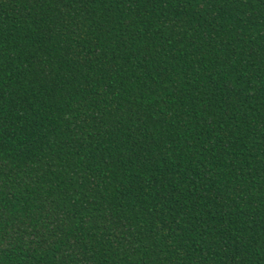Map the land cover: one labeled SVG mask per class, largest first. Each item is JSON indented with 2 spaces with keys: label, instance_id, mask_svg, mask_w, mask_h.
I'll use <instances>...</instances> for the list:
<instances>
[{
  "label": "trees",
  "instance_id": "trees-1",
  "mask_svg": "<svg viewBox=\"0 0 264 264\" xmlns=\"http://www.w3.org/2000/svg\"><path fill=\"white\" fill-rule=\"evenodd\" d=\"M0 264H264V0H0Z\"/></svg>",
  "mask_w": 264,
  "mask_h": 264
}]
</instances>
